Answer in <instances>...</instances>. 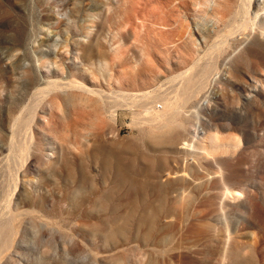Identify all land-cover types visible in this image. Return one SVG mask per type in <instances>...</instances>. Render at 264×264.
I'll use <instances>...</instances> for the list:
<instances>
[{
    "label": "rangeland",
    "instance_id": "374dc122",
    "mask_svg": "<svg viewBox=\"0 0 264 264\" xmlns=\"http://www.w3.org/2000/svg\"><path fill=\"white\" fill-rule=\"evenodd\" d=\"M212 1L0 0V264H264V0Z\"/></svg>",
    "mask_w": 264,
    "mask_h": 264
},
{
    "label": "bare ground",
    "instance_id": "6f19581e",
    "mask_svg": "<svg viewBox=\"0 0 264 264\" xmlns=\"http://www.w3.org/2000/svg\"><path fill=\"white\" fill-rule=\"evenodd\" d=\"M216 1L217 0H214V1H212V7H216L217 6V4L218 3H216ZM242 2H244V0H242ZM245 25H246V22L245 23H243V27H245ZM198 64V63H197ZM85 91H88V90H85ZM28 126H29V124H28ZM206 140V139H205ZM204 140V141H205ZM186 144V143H185ZM184 144V145H185ZM220 143L218 142V140H217V138H215V137H208L207 138V140L205 141V143L202 145V149L203 150H206V151H213V150H216V149H218V148H220V145H219ZM235 144H237V142L236 141H233L229 146V148H235ZM188 147H190L189 145H186V147L184 148V146H183V148L184 149H187ZM181 149H182V147H180ZM183 149V150H184ZM201 149V148H200ZM202 149H201V151H202ZM219 150H221V149H219ZM230 150V149H229ZM228 150V151H229ZM26 151V150H25ZM205 151V152H206ZM227 151V150H226ZM204 152V151H203ZM66 171H67V173H70V170H68V168L66 167ZM241 196V193L239 192V191H234V192H227L226 193V198H230V199H233V198H239ZM147 219H149V217H146V220Z\"/></svg>",
    "mask_w": 264,
    "mask_h": 264
}]
</instances>
